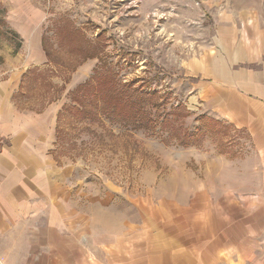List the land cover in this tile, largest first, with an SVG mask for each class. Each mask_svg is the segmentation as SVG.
<instances>
[{
  "label": "crops",
  "instance_id": "0c3cea01",
  "mask_svg": "<svg viewBox=\"0 0 264 264\" xmlns=\"http://www.w3.org/2000/svg\"><path fill=\"white\" fill-rule=\"evenodd\" d=\"M45 1L65 0H0L27 52L26 62L5 54L0 70V264H264V0L213 13L214 45L192 71L208 80L207 116L252 152L218 157L226 166L160 188L155 203L128 199L125 213L103 192L89 202L87 178L56 155L58 111L17 102L21 68L46 62Z\"/></svg>",
  "mask_w": 264,
  "mask_h": 264
},
{
  "label": "rangeland",
  "instance_id": "374dc122",
  "mask_svg": "<svg viewBox=\"0 0 264 264\" xmlns=\"http://www.w3.org/2000/svg\"><path fill=\"white\" fill-rule=\"evenodd\" d=\"M256 1L65 0L54 5L44 2V39L49 56L41 67L21 68L27 72L17 102L24 108L51 106L58 111L60 139L56 155L69 160L73 170L87 178L89 202H95L103 192L105 203L115 202L125 213L131 211L125 206L128 199L131 204L134 199L136 205L144 197L155 203L160 188L190 187L194 176L206 177L209 167L213 170L226 166L218 157L233 160L252 152L245 144L244 133L207 116L208 80L192 71L195 59L207 55L214 45L213 13L254 6ZM259 7L264 11L263 4ZM76 35L85 42L79 45L73 38ZM23 41L0 19V70L5 67V54H21L26 62L27 52H21ZM87 41L90 46L102 48L96 57L80 55L88 46ZM97 69L102 75L111 69L124 90V85L130 84L145 92L148 100L143 109L154 113L156 123L145 129L116 123L103 114L101 101L97 115L80 116L77 110H71V106L79 110L83 105L91 107L94 96L85 99L87 105L82 106L73 96L89 81L96 82ZM153 92L157 94L151 96ZM172 110L178 118L168 125L163 118ZM184 136L192 142L182 144ZM213 161L217 163L214 165ZM219 174L224 178L223 172ZM113 189H118L117 197L111 195Z\"/></svg>",
  "mask_w": 264,
  "mask_h": 264
},
{
  "label": "trees",
  "instance_id": "16d2710c",
  "mask_svg": "<svg viewBox=\"0 0 264 264\" xmlns=\"http://www.w3.org/2000/svg\"><path fill=\"white\" fill-rule=\"evenodd\" d=\"M76 38L75 41L78 42L79 45H81V42H85L81 37L76 35L73 37ZM73 39V40H74ZM86 44L88 46H85V49L81 50V56L83 58H86L89 56L96 57L102 50V48H96L95 46H90V41H87ZM44 47H45V39H44ZM46 50V48H45ZM47 55L49 54L46 50ZM49 56V55H48ZM105 74L102 75V72H100V69H97V73L95 72L94 78L97 79L96 82L92 83L91 81L88 82L87 85H83L80 87L78 92H76L77 96H73V100L82 104L85 103V99H88L91 96L93 97V103L91 107H88L83 105L81 108L78 109L77 106H71L69 107L71 110H77V112L80 114V116H87L90 114H96L97 109L99 107V103L101 101V109L104 111L103 114L110 117V119H113L116 121V123H122L127 124L128 126H131L133 128L138 129H145L148 125H152L153 123H156L153 115L154 113H149L147 110L143 109V104L145 105L146 101L148 100L146 98V93L141 92L139 89L133 88L130 84L124 85V87L127 90H124L120 83L116 82L114 79V76L111 73V69H107ZM89 85V86H88ZM88 87L92 88L91 92H88ZM83 92V95H80L79 93ZM154 94H157L156 92H153L151 96ZM101 97V99H100ZM160 99V98H159ZM44 109V108H42ZM41 110V109H39ZM106 111V112H105ZM99 114V113H98ZM178 114L175 113V111H171L170 115H166V117L163 118L164 123H168V125H171L170 122H173V118H178ZM171 116V119L168 117ZM205 117V116H204ZM210 119V118H209ZM172 120V121H171ZM186 137L184 136L181 139L182 144H189L192 141L186 140ZM60 139V130L57 124V143ZM56 143V144H57Z\"/></svg>",
  "mask_w": 264,
  "mask_h": 264
}]
</instances>
